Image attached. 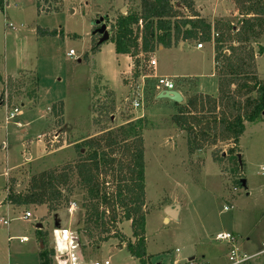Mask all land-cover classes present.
Listing matches in <instances>:
<instances>
[{
    "label": "rangeland",
    "instance_id": "1",
    "mask_svg": "<svg viewBox=\"0 0 264 264\" xmlns=\"http://www.w3.org/2000/svg\"><path fill=\"white\" fill-rule=\"evenodd\" d=\"M195 1L208 8L216 0ZM219 2L225 8L222 15L234 4L232 0ZM177 7L186 12L182 6ZM122 8L126 10L123 12ZM139 9L140 0H0V101L9 102L0 104V264L40 263L39 252L44 244L37 236L39 223L47 232L48 248L55 247L53 229L67 227L78 234L85 263L139 264L125 246L131 237L130 222H120V217L114 227L108 222L110 235L119 232L124 236L123 242L112 237L98 243L100 228L93 229V239L85 235L83 205L87 197L85 190L76 185V179L69 185L74 187L70 196V201L76 203L73 213L65 203L49 212L45 205L8 204L6 197L12 178L19 189L31 174L74 162L78 158L75 144L73 147L67 144L97 136L102 128L115 129L121 126L125 115L142 113L146 115L144 210L151 264H226L228 244L216 239L223 232L236 235L243 251L246 242L253 251L263 249L264 119L246 123L237 148V166L229 158L231 142L190 154L186 132L171 120L178 110L177 104L157 97L151 87L152 78H147L148 92L145 89L142 97L136 93L126 95L120 110L112 107L115 98L111 90L117 91L122 86L117 71L125 67L123 63L118 65L110 40L101 43L99 50H92L93 42L99 43L100 37L93 31L101 23L110 31L111 23L120 13ZM237 13L217 20L232 22L233 33L237 32L246 17L238 10ZM99 19L103 21L96 24ZM10 23L14 28L8 26ZM23 41L28 45L30 70L18 74L17 53ZM196 43L186 41L182 47L178 44L171 50L154 51L158 75L176 72L192 75L181 82L172 78L175 90L183 97L187 95V99L197 92L214 96L218 93V78L211 76L209 46L197 50ZM246 45L257 52L259 45H264V34L251 38ZM70 50L75 51V57L68 55ZM149 57L151 54L146 60ZM256 64L258 76L264 80V55L256 56ZM142 73H151V68L142 67ZM30 76L36 79V99H28L26 94ZM16 79L24 83L21 85L22 80L13 83ZM135 99L143 103L142 107L132 106ZM60 102L64 103V125H56V118L49 124L51 108ZM101 103L106 105L103 112L99 109ZM14 107L21 113L6 120L8 111ZM242 179L246 181L245 187ZM104 181H108L111 191L110 178ZM63 193L67 196L68 189ZM176 204L180 205L178 218L167 221L166 208ZM27 211L32 216L25 218ZM248 264H264V253Z\"/></svg>",
    "mask_w": 264,
    "mask_h": 264
},
{
    "label": "trees",
    "instance_id": "2",
    "mask_svg": "<svg viewBox=\"0 0 264 264\" xmlns=\"http://www.w3.org/2000/svg\"><path fill=\"white\" fill-rule=\"evenodd\" d=\"M232 1L247 17L234 33L232 22L217 20L212 23L202 17L194 0H140L139 11L120 13L111 23L109 40L114 43L117 54L131 57L132 69L130 78L124 79L126 83L138 80L144 60L159 46L169 48L184 41L213 42L217 95L197 93L185 104L176 103L178 110L171 120L186 132L190 154L221 142H231L229 158L238 166L237 148L246 123L264 119V80L259 78L256 64V56L264 55V45H259L257 52L246 45L251 38L257 39L264 34V0ZM177 3L186 12L177 7ZM38 7L40 11V2ZM215 33L218 35L213 36ZM100 46L95 41L91 47L97 51ZM28 80L26 94L32 99L37 96L36 79L30 76ZM23 83L22 80L21 85ZM131 104L133 106V102ZM99 106L103 112L105 103ZM51 109V121L58 119L56 125H64V103H55ZM143 118L115 129L102 128L99 135L76 143L78 158L74 162L31 174L23 190L15 187L12 178L7 187L6 202L16 206L45 205L49 212H54L63 203L66 206L71 203L74 187L69 185L76 179V185L85 190L87 197L83 205L86 211L85 235L93 239V229L100 228L98 243L112 237L123 242L124 236L117 231L110 235L108 227V222L114 227L120 217V222H130L132 230L125 245L128 252L139 264H151L144 210L146 163L143 131L146 125ZM107 177L111 181V191L107 187L108 181H104ZM66 189L67 196L63 193ZM37 236L44 244L39 252V264H53L55 249L45 245L47 232L37 229Z\"/></svg>",
    "mask_w": 264,
    "mask_h": 264
},
{
    "label": "crops",
    "instance_id": "3",
    "mask_svg": "<svg viewBox=\"0 0 264 264\" xmlns=\"http://www.w3.org/2000/svg\"><path fill=\"white\" fill-rule=\"evenodd\" d=\"M195 5H196L197 10L205 18H208V21H210L212 23H214L215 20H217L219 18H223V16H226L228 18L230 15H237L238 14L237 13V9L235 7V4H231L230 5V8H229L230 10H227L226 9L225 10V15H222L221 12L224 11L225 8L222 6L223 4L221 5V3L219 2V0H216L214 2L213 7L212 6H209L208 8H204V7L200 6V5H198L196 1H195ZM206 13H208V14H206ZM16 39H17L18 42H20V40L18 39V37H16ZM184 42H186V41H184ZM188 42H192V41H188ZM180 45L182 47L183 46V42H180ZM197 45H198V43H196L197 50H202V49L205 48V46H209V50L207 52L209 54L210 62H211V76L216 77V62H215V48H214V43L213 42L204 43L203 44V47H201V48H199ZM172 47H175V46H171L169 48H164L163 46H160L158 48V51L165 50V49L171 50ZM114 51H115V46H114ZM115 53H116V51H115ZM155 53L156 52H153V54H151V58L149 57V59L146 60L147 62H146L145 65L143 63V68L145 66H149V68H151V73H148V75H151V77H148V78H152L151 87H153V89L155 90L154 93H156L157 95H159L160 91H158V89L156 88V84H155V80H154L153 76H164V77H168L174 83H175V81L173 79L179 78V79H181L180 80V82H181V81H184L185 79H189L192 76L191 74H189L190 76H188L187 72H180V73L179 72H176L175 74L170 75L171 77L168 76V75H160V74L158 75L157 74L158 62L156 64V66H150V64H149L150 59H152V58L155 59ZM17 55H18V60H17V64H16L17 65V69H18L17 70L18 71L17 73L18 74L26 73V71H29L30 70L28 68V65H27L28 64V45H27V42L26 41H23V46H21V43L19 44V50H18ZM116 55H117L116 56L117 57L116 59H117L118 65L121 66V64L123 63L125 68H121L120 71H117V73L120 74L119 76H120V79H121V82H122V86H120L117 89V91L116 90H111V91H113V95H114V98H115V100L113 102H111V104H113L112 107L114 106L113 108H115V110H120V107L123 105V102H124L123 101V98L126 97V95H130V94H133L134 95L137 92V90L140 91V92H142V94H144V91H145V89L147 87V78L145 79L144 76H143L144 74L142 73L141 76L138 78V80L136 82H132L131 81V82L126 83L124 81V79L125 78H127V79L130 78L131 69H132V60H131V57L129 55H126V54H117L116 53ZM116 77H117V75H116ZM143 81H146V85L143 84ZM140 87H141V89H140ZM148 87H147V89H148ZM147 89H146V91L148 92ZM177 91H179V90H177ZM197 93H203V92H197ZM204 94H208V93H204ZM187 97H188L187 95L185 97H183V102L182 103H184L187 100ZM124 99H127V97L124 98ZM6 103L9 104V102L4 101V102H2L1 105H4ZM145 116L146 115H144L143 113L141 115H139V116H127V115H125V120H123V122L120 123V125H123V124H125L127 122H130L132 120H135V119H138V118H141V117H145ZM48 121H49V124H51L52 121H51V118L50 117H48ZM64 122H65V120H64ZM74 144H76V142H73V143L71 142V144H69V145L67 144L66 146L73 147ZM169 221H170V219H169ZM237 244H238V237H237ZM243 246L245 247V250L248 251V252H250L251 254L258 253V252H260L262 250L261 249L259 251H253L252 250L253 249L252 248V245H250L249 242H246V244L243 245ZM228 247H227V253H228ZM227 253H226V255H227ZM258 256H256V257H258Z\"/></svg>",
    "mask_w": 264,
    "mask_h": 264
},
{
    "label": "built area",
    "instance_id": "4",
    "mask_svg": "<svg viewBox=\"0 0 264 264\" xmlns=\"http://www.w3.org/2000/svg\"><path fill=\"white\" fill-rule=\"evenodd\" d=\"M9 27L14 28V26L10 23ZM218 34L215 33L213 36H217ZM199 48L203 47V44L197 45ZM68 55L70 57H75L76 53L74 50H70ZM150 66H156L157 61L156 59L152 58L149 61ZM144 78L151 77V75H143ZM156 84V88L158 91H166V90H175V83L169 79L168 77L164 76H153ZM143 84L146 85V81H143ZM141 89V87H140ZM137 97H142V92H136ZM142 102L139 99H135L133 101V107L135 109L142 107ZM21 113V110L17 107H14L12 110H9L7 113L6 120L12 119L18 114ZM76 207L75 202H71L69 204V211L73 213ZM227 209V207H225ZM32 216L30 212H25L24 217ZM4 223H7L5 220ZM53 237L55 240V254H54V261L55 264H100L99 261H95L92 263H85L82 259L81 255V245H80V238L78 234L67 228L57 226L53 229ZM216 239L220 242L225 241L228 244V253H227V263L226 264H248L251 263V260L256 256L264 253V241L262 242L263 249L255 254H249L246 251H243L237 244V237L232 233H218ZM104 264H108V261H105ZM209 264V263H207Z\"/></svg>",
    "mask_w": 264,
    "mask_h": 264
},
{
    "label": "water",
    "instance_id": "5",
    "mask_svg": "<svg viewBox=\"0 0 264 264\" xmlns=\"http://www.w3.org/2000/svg\"><path fill=\"white\" fill-rule=\"evenodd\" d=\"M177 5L181 6L180 3H177ZM126 9L122 8V11L124 12ZM103 21V19H99L98 21H96V24H100V22ZM93 33H99L101 35V37L99 38V44L108 41L110 39V32L107 28V25L105 23H101L100 27H98L97 29H95L93 31ZM159 98H167L170 99L171 101L175 102V103H182L183 102V96L181 95V93L177 90H166V91H161L158 95ZM240 158V155H239ZM29 179H27V181L21 185L19 187V191L27 184ZM242 186H246V181L245 179L241 180ZM179 210H180V205L176 204L173 206H168L166 208V220L169 221V219H177L178 218V214H179ZM42 224L39 223L37 225L38 229H42ZM43 246V244H42Z\"/></svg>",
    "mask_w": 264,
    "mask_h": 264
},
{
    "label": "flooded vegetation",
    "instance_id": "6",
    "mask_svg": "<svg viewBox=\"0 0 264 264\" xmlns=\"http://www.w3.org/2000/svg\"><path fill=\"white\" fill-rule=\"evenodd\" d=\"M97 28H98V27H97ZM97 28L95 27V29H97ZM100 37H101V35H100ZM100 37H99V38H100Z\"/></svg>",
    "mask_w": 264,
    "mask_h": 264
}]
</instances>
